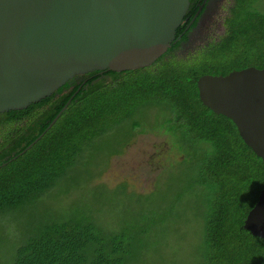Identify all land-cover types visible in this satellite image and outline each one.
I'll list each match as a JSON object with an SVG mask.
<instances>
[{"label":"trees","instance_id":"1","mask_svg":"<svg viewBox=\"0 0 264 264\" xmlns=\"http://www.w3.org/2000/svg\"><path fill=\"white\" fill-rule=\"evenodd\" d=\"M203 1L190 0L175 40L151 65L79 75L86 81L75 76L42 101L0 114V214L52 194L96 140L117 131L130 133V141L137 134H167L180 159L164 171L183 174L155 212L115 227L79 209L50 218L13 249L11 264H264V239L243 228L264 188V159L230 119L201 103L197 89L204 75L264 67V9L259 0H228L221 32L181 53ZM70 99L53 126L18 156ZM151 192L131 194L150 199ZM186 193L197 199H183ZM188 210L199 218L190 244L183 229Z\"/></svg>","mask_w":264,"mask_h":264},{"label":"water","instance_id":"2","mask_svg":"<svg viewBox=\"0 0 264 264\" xmlns=\"http://www.w3.org/2000/svg\"><path fill=\"white\" fill-rule=\"evenodd\" d=\"M209 1H203L206 8ZM189 5L190 0H0V114L42 101L75 76L151 65L175 40ZM197 89L201 103L230 119L264 159V67L204 75ZM243 228L264 239V188Z\"/></svg>","mask_w":264,"mask_h":264},{"label":"rangeland","instance_id":"3","mask_svg":"<svg viewBox=\"0 0 264 264\" xmlns=\"http://www.w3.org/2000/svg\"><path fill=\"white\" fill-rule=\"evenodd\" d=\"M227 2L210 0L192 32L193 41L199 44L204 38L210 40L221 32ZM258 5L264 9V0H259ZM130 137L128 132L117 131L96 140L90 152L52 194L0 214V264H11L13 249L52 217L79 209L92 212L115 227L137 215L155 212L163 199H169L183 178L178 168L164 171L170 163L180 159L171 148L169 136L157 131L137 134L131 141ZM123 186L124 193H121ZM100 190L105 195L100 196ZM150 192V199L141 196ZM131 193L141 195L134 197ZM183 199L197 198L193 193H186ZM186 213L187 223L183 229L190 244L196 238L199 218L196 221L190 210ZM155 264L171 262L163 259Z\"/></svg>","mask_w":264,"mask_h":264},{"label":"flooded vegetation","instance_id":"4","mask_svg":"<svg viewBox=\"0 0 264 264\" xmlns=\"http://www.w3.org/2000/svg\"><path fill=\"white\" fill-rule=\"evenodd\" d=\"M210 2V1H209ZM208 5H209V3H208ZM207 8H208V6H207ZM207 8H206V10H207ZM205 10V11H206ZM205 13V12H204ZM203 13V14H204ZM201 18H202V16H201ZM200 18V19H201ZM199 25V22H198V24H197V26ZM197 26L193 29V30H191L188 34H187V37H186V39L184 40V41H182L181 42V44H180V46H179V49H180V52L182 53V52H186V51H188V50H193L194 48H196V47H198V46H200V45H202V44H205V43H207L209 40H207L208 38H204V40H206L205 42H203L204 40H201L200 42H199V44L198 43H196L197 41H193L192 39H191V37H192V32L197 28ZM179 49L177 50V51H179ZM80 76H78V77H75V80L78 78V79H82V81H86L87 79H88V77H81V78H79ZM69 83H72V80H71V82H69Z\"/></svg>","mask_w":264,"mask_h":264}]
</instances>
